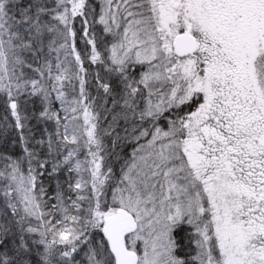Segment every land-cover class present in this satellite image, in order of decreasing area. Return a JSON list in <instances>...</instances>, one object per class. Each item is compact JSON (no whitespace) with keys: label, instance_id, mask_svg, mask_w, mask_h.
<instances>
[{"label":"snow or ice","instance_id":"snow-or-ice-1","mask_svg":"<svg viewBox=\"0 0 264 264\" xmlns=\"http://www.w3.org/2000/svg\"><path fill=\"white\" fill-rule=\"evenodd\" d=\"M0 264H264V0H0Z\"/></svg>","mask_w":264,"mask_h":264}]
</instances>
